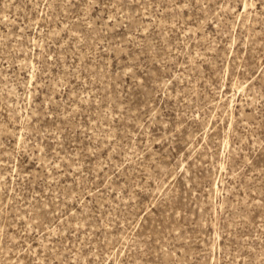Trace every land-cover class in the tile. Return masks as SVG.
<instances>
[{
  "label": "rangeland",
  "instance_id": "374dc122",
  "mask_svg": "<svg viewBox=\"0 0 264 264\" xmlns=\"http://www.w3.org/2000/svg\"><path fill=\"white\" fill-rule=\"evenodd\" d=\"M0 264H264V0H0Z\"/></svg>",
  "mask_w": 264,
  "mask_h": 264
}]
</instances>
